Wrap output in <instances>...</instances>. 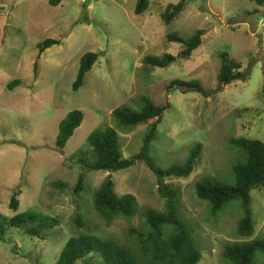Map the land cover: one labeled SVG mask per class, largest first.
Returning a JSON list of instances; mask_svg holds the SVG:
<instances>
[{"label":"rangeland","instance_id":"1","mask_svg":"<svg viewBox=\"0 0 264 264\" xmlns=\"http://www.w3.org/2000/svg\"><path fill=\"white\" fill-rule=\"evenodd\" d=\"M50 1L0 0V264H58L67 242L85 230L79 216L97 236L134 248L129 231H143L144 210L165 208L156 175L145 162L112 174L90 171L85 164L94 162L88 138L97 129L118 131L124 158L140 152L149 125L120 128L112 113L121 107L141 110L145 99L170 105L150 146L156 167L184 165L191 150L202 146L191 176L166 179L179 190V217L202 253L200 264H232L223 256L227 246L264 239V189L251 192V237L238 234L241 201L227 203L214 216L211 205L196 195L202 179L235 183L233 167L245 153L232 139L264 142V6L252 0H186L185 10L167 26L162 19L167 6L182 0H147L141 16L135 13L138 0H62L58 6ZM198 30L205 31L203 46L189 60L181 59L184 45L168 36L190 39ZM47 39L60 44L41 54L38 45ZM89 52L99 58L74 92L80 60ZM223 52L242 65L246 81L209 98L169 91L173 80H183L215 92ZM165 54L178 61L167 69L143 65L147 56ZM14 81L21 83L11 90ZM76 110L84 113V121L60 150V123ZM81 175L86 190L77 196ZM108 182L119 197H136L135 218L108 226L96 213L94 195ZM18 190L20 206L13 211L11 199ZM27 212L57 220L42 233L44 239L29 235L32 224L9 226ZM253 264H264V253H257Z\"/></svg>","mask_w":264,"mask_h":264},{"label":"trees","instance_id":"2","mask_svg":"<svg viewBox=\"0 0 264 264\" xmlns=\"http://www.w3.org/2000/svg\"><path fill=\"white\" fill-rule=\"evenodd\" d=\"M259 6H264V0H252ZM62 0H51L52 6H58ZM147 0H138L135 13L141 16L148 9ZM186 0L178 4L167 6L162 15L164 23L169 26L185 10ZM204 30H198L190 39H183L177 34H170L168 40L184 45L180 58L189 60L192 54L203 46ZM60 44L56 39H47L38 45L40 53L46 52L51 47ZM99 55L89 52L80 60V68L74 92H78L82 86L86 74L89 73ZM221 68L218 74L219 87L215 92L208 93L203 86L196 81L173 80L169 91L179 89L182 94L198 93L210 97L213 93L221 92L223 87L236 81H246L247 75L242 70V65L232 59L230 54H220ZM178 61V57L171 54L164 56H147L143 65L147 69H167ZM38 71V64H35ZM37 73V72H36ZM21 82L14 81L9 87L16 89ZM141 110H133L128 107L116 109L112 116L117 126L124 129H132L139 125H149L143 146L140 152L130 159L123 157L120 147L118 131L108 127L97 129L89 135L88 142L92 149L94 162L87 165L90 171L117 173L134 167L138 162H145L157 177L158 192L166 201L164 211L146 208L143 212L145 225L143 231L131 228L129 237L135 242V246H125L114 239L97 236L95 230L84 223L81 216L78 222L85 229L73 236L64 247L58 264H76L83 260V264H200L202 253L195 247L191 230L179 217L180 193L179 190L166 184L167 178H188L194 172L202 146L198 145L190 152L186 163L181 166H173L166 170L156 167L150 155V146L155 140L157 130L163 122L164 113L170 108L169 104L157 106L152 101L145 99ZM84 121V113L76 110L70 112L60 123L56 146L65 149L70 139L74 136ZM231 144L244 151L243 162L234 165L233 174L235 183L224 185L202 179L196 185V195L202 201L208 202L212 207V213L217 215L223 207L231 201H241L243 218L238 225V234L241 237H251L254 230V217L251 192L255 189H264V142L259 140L240 138L232 139ZM86 190L84 176L81 175L75 188L77 196ZM20 190L12 196L10 208L17 211L20 206L18 197ZM137 199L132 194L119 197L115 187L111 183L104 184L94 195V208L108 226L115 220L125 218L131 220L137 215ZM57 220L49 216H41L34 212L18 214L10 220V227L23 228L27 225L34 227L27 229L33 237H43L42 233L51 228L50 225ZM168 232V233H167ZM3 235L4 231L1 229ZM44 239V237H43ZM257 253H264V239L254 240L244 244L229 245L225 248L223 256L232 264H253ZM99 256L95 261L93 256Z\"/></svg>","mask_w":264,"mask_h":264}]
</instances>
